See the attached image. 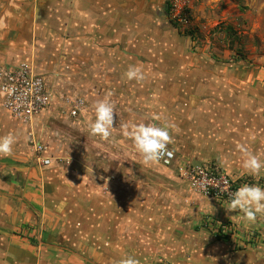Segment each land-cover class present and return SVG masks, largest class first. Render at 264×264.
Here are the masks:
<instances>
[{
	"label": "rangeland",
	"instance_id": "rangeland-1",
	"mask_svg": "<svg viewBox=\"0 0 264 264\" xmlns=\"http://www.w3.org/2000/svg\"><path fill=\"white\" fill-rule=\"evenodd\" d=\"M144 1L141 23L136 24L134 8L125 41L92 46L80 40L82 49L118 50L115 57L101 55L104 51L88 57L94 53L90 50L77 58L68 51L79 47L77 37L62 35L55 22L44 40L23 35L17 48L7 50L13 62L29 59L40 69L52 102L35 123L7 119L5 133L0 131V137H16V150L0 157V258L118 264L130 256L140 264H194L214 254L211 243L227 244L238 256L264 246V215L247 224L241 213L229 212L233 220L221 221L214 213L225 215L228 201L192 192L176 170L183 164L214 165L190 155L205 158L210 146L220 151L212 142L215 132L236 151L241 168V148L264 162V0ZM14 50L18 56L11 58ZM108 64L117 67L111 71ZM129 66L140 67L144 80H127ZM103 79L113 84L105 86ZM107 93L115 126L102 141L89 134L87 125L94 119L93 106ZM73 110L76 116L70 117ZM125 123L174 125L168 145L173 162L168 167L142 164L132 141L122 135ZM32 142L46 147L50 165L38 164ZM8 166L22 168L29 198L19 192L9 202L4 186L17 178L13 171L3 173ZM237 173L225 174L238 188H264V168L256 176Z\"/></svg>",
	"mask_w": 264,
	"mask_h": 264
},
{
	"label": "crops",
	"instance_id": "crops-1",
	"mask_svg": "<svg viewBox=\"0 0 264 264\" xmlns=\"http://www.w3.org/2000/svg\"><path fill=\"white\" fill-rule=\"evenodd\" d=\"M133 1L134 3L132 0H0V65L9 67L20 63H29V59L22 58V60L18 59L13 62L12 59L7 58V50L11 48V45H14V47L17 48L16 44L18 43V40L22 39L21 36L23 35L24 37L27 35L29 39H35V37L37 39V36L41 35L42 40H44L46 35L49 34L50 27L48 26H52L54 22L55 24L61 25L62 35L67 36L70 32L71 35H75L77 37L76 41H78L79 47L76 48V50L67 49L68 51H75L74 56L77 58L82 57V52L86 53L90 50L94 53L88 54V57H94L96 55L99 56L100 51H104L101 55H112L115 57L117 56L116 53L118 50H110V48L99 49L96 47L82 49L80 47L82 46L80 40L85 42H94L92 46L95 45V42L98 43V41H106L109 43L114 41H125L126 35L130 33V31L126 29L127 25L129 24L131 26L134 24V8L138 10L135 17L136 20H139L141 15L140 10L143 9L142 7L145 4L144 9L146 11V6L148 5V2H145L144 0ZM55 18L57 21H54ZM138 20L136 21V24L140 25L141 22ZM84 34L85 37L82 38ZM13 52L10 57H17V50H14ZM122 54L123 56L127 55L124 52H122ZM93 61L95 62V59H93ZM114 66L117 67L115 64L106 65V67H109L111 71H113ZM97 67H100V65H97ZM35 72L43 76L40 69H35ZM102 82L105 86L113 84L110 79H103ZM7 119L11 122L14 121L18 124L20 123L4 111L0 105V131L2 133H5L6 131L7 122L5 123V121H7ZM37 120L38 118L33 120L32 124ZM7 126H9V124ZM223 136L224 135L220 132H215V134L211 133L212 142L215 146H220V151H217L216 148L213 150L214 148L210 146L212 151L209 152L205 158H202L200 153L194 154L193 156H191V154L190 158L192 157V159H194L193 161L205 159L207 161L214 162V165H217L218 168L224 171V174L229 173L231 170H235L238 173H241L239 174L241 176L245 173V170L240 167L241 163L236 151L231 150L230 148L228 149L227 144H223L221 142ZM14 149L15 148H13V150ZM177 150L180 153V149ZM187 153L183 155H186ZM20 169L22 168L13 169L11 166L5 167L4 169V174H8V172L13 171L12 175H15V172L17 178L16 180L9 181L8 186H4L10 193L9 202L13 200L12 194H17L19 192H22V197L29 198V195L27 194L29 191L24 188L30 182H24L26 179L24 176L25 173ZM223 211L226 212L225 215L222 216V212L216 211L214 216L216 218L219 217L221 221L228 216L229 219L233 220L232 213H230L231 215H227L229 212L225 209ZM4 216L7 217L8 215L5 213ZM12 216L10 218H12ZM238 220L239 219L236 218V221ZM259 227L260 226H257V229ZM254 230L256 231V227ZM232 241L235 240L231 237V242ZM237 243L238 245L241 244V242ZM211 244L212 248L215 249V252H212L214 254L209 256L205 255L202 258H196L194 264H264V246L261 244L258 245V249L256 251L247 255L245 252H242L241 256L235 255L237 253H230L227 249V244L224 245L220 242ZM242 244H244V242ZM16 258L17 257L12 258L5 254L2 258H0V264H9L10 262H13V264H30L29 262L20 263L19 257V261L16 262Z\"/></svg>",
	"mask_w": 264,
	"mask_h": 264
},
{
	"label": "clouds",
	"instance_id": "clouds-1",
	"mask_svg": "<svg viewBox=\"0 0 264 264\" xmlns=\"http://www.w3.org/2000/svg\"><path fill=\"white\" fill-rule=\"evenodd\" d=\"M124 76L129 81L136 80L137 82L145 78L141 68L137 66H129ZM110 96L111 93H107L102 100L95 103L93 106L94 119H90L87 125L89 134L102 141L109 140L112 135L111 130L115 126L114 106L110 102ZM120 127L122 135L132 141L135 152L141 157V163L145 166L158 164L161 160L168 162V159L172 157L173 153L168 150V145L173 142L169 129L174 125L158 126L145 123L129 125L125 123ZM15 143L16 137L13 134L0 137V157L11 155ZM241 150L245 156L242 161L245 172L253 176L258 175L264 168V162L246 149L241 148ZM41 163L50 165L52 161L44 159ZM107 182L105 179L106 185ZM224 209L227 212L241 213L239 218L247 224L255 223L258 214L264 215V188L248 184L240 186L230 193ZM118 264H140V261L129 256L122 258Z\"/></svg>",
	"mask_w": 264,
	"mask_h": 264
},
{
	"label": "built area",
	"instance_id": "built-area-1",
	"mask_svg": "<svg viewBox=\"0 0 264 264\" xmlns=\"http://www.w3.org/2000/svg\"><path fill=\"white\" fill-rule=\"evenodd\" d=\"M52 94L45 78L35 72L31 63H20L15 66H0V105L13 119L23 124H31L51 105ZM81 103V102H80ZM76 116V111L70 117ZM33 143V150L38 154L37 162L48 159L44 157L46 147ZM168 162L161 160L168 167ZM178 177L189 190L215 200L228 201L230 193L235 191V183L223 171L213 164H183L178 166Z\"/></svg>",
	"mask_w": 264,
	"mask_h": 264
},
{
	"label": "trees",
	"instance_id": "trees-1",
	"mask_svg": "<svg viewBox=\"0 0 264 264\" xmlns=\"http://www.w3.org/2000/svg\"><path fill=\"white\" fill-rule=\"evenodd\" d=\"M164 15H168V6H166V9H164ZM238 189L237 185H235V190ZM219 241V238H216Z\"/></svg>",
	"mask_w": 264,
	"mask_h": 264
}]
</instances>
